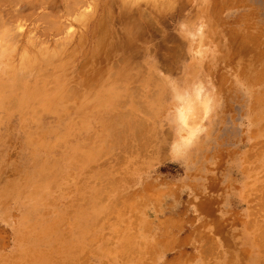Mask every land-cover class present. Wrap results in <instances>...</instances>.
Masks as SVG:
<instances>
[{"label":"rangeland","instance_id":"rangeland-1","mask_svg":"<svg viewBox=\"0 0 264 264\" xmlns=\"http://www.w3.org/2000/svg\"><path fill=\"white\" fill-rule=\"evenodd\" d=\"M79 1L0 0V264H264V0Z\"/></svg>","mask_w":264,"mask_h":264},{"label":"bare ground","instance_id":"bare-ground-1","mask_svg":"<svg viewBox=\"0 0 264 264\" xmlns=\"http://www.w3.org/2000/svg\"><path fill=\"white\" fill-rule=\"evenodd\" d=\"M7 1H8V0H7ZM18 1H19V0H18ZM77 1H79V0H77ZM14 2H15V1H14ZM82 2H83V1H82ZM82 2H81V3H82ZM124 2H125V1H124ZM126 2H127V1H126ZM134 2H135V1H134ZM83 3H84V2H83ZM79 4H80V1H79ZM172 4H173V3H172ZM10 5H11V4H10ZM125 5H126V4H125ZM128 5H129V4H128ZM145 5H146V4H145ZM135 6H136V5H135ZM85 7H86V6H85ZM1 8H3V7H1ZM13 8H14V7H13ZM66 8H67V7H66ZM69 11H70V10H69ZM91 11H92V10H91ZM141 11H142V10H141ZM12 14H13V13H12ZM90 14H91V13H90ZM18 15H19V14H18ZM28 15H29V14H28ZM34 15H35V14H34ZM72 15H73V14H72ZM74 15H75V14H74ZM91 15H92V14H91ZM144 15H145V14L143 13V14L141 15V17L144 16ZM25 16H26V15H25ZM45 16H46V15H45ZM19 17H20V16H19ZM26 17H27V16H26ZM31 17H32V16H31ZM43 17H44V16H43ZM61 17H62V16H61ZM90 17H91V16H90ZM11 18H12V17H11ZM28 18H29V17H28ZM54 18H55V17H54ZM56 18H57V17H56ZM2 19H3V18H2ZM42 20H43V19H42ZM73 21H74V20H73ZM53 24H54V23H53ZM80 24H81V23H80ZM8 25H9V24H8ZM64 25H65V23H64ZM66 26H67V25H66ZM10 27H11V26H10ZM55 28H56V27H55ZM6 29H8V28H7V25H6ZM6 29H5V30H6ZM53 29H54V28H53ZM66 29H67V28H66ZM5 32H6V31H5ZM45 33H46V32H45ZM63 33H64V32H63ZM40 34H41V33H40ZM0 35H1V34H0ZM70 36H71V35H70ZM64 39H65V38H64ZM61 40H62V39H61ZM11 42H12V41H11ZM18 42H19V41H18ZM56 43H57V42H56ZM67 43H69V42L67 41ZM16 44H17V43H16ZM30 44H31V43H30ZM63 44H64V43H63ZM103 44H104V43H103ZM67 45H68V44H67ZM16 46H17V45H16ZM35 46H36V45H35ZM59 47H60V46H59ZM7 48H8V47H7ZM58 51H59V49H58ZM55 53H56V52H55ZM63 53H64V52H63ZM55 56H56V55H55ZM55 56H54V57H55ZM56 58H57V57H56ZM56 60H57V59H56ZM120 63H121V62H120ZM30 65H31V64H30ZM114 65H115V64H114ZM44 66H45V65H44ZM57 67H58V66H57ZM116 67H117V66H116ZM20 68H21V67H20ZM26 71H27V70H26ZM22 74H23V73H22ZM5 87H6V86H5ZM39 88H40V87H39ZM69 91L71 92L72 90H69ZM72 94H73V96H74V95L76 94V92L74 91V93H73V91H72ZM76 95H77V94H76ZM77 96H78V95H77ZM71 98H72V97L69 96L68 99L70 100ZM73 98H74V97H73ZM71 100H72V99H71ZM14 107H15V106H14ZM14 107H13V108H14ZM138 107H139V104H138ZM139 108H140V107H139ZM141 109H143V108H141ZM146 115H149V113L146 114ZM123 117H124V116H123ZM186 118H187V116H186ZM187 119H188V118H187ZM115 121H117V120H115ZM113 126H115V125H113ZM142 126H143V125H142ZM144 127H146V126L144 125ZM143 129H144V128H143ZM114 130H115V129H114ZM140 132H141L140 130H139L138 133L136 132V134H137L138 137H140ZM145 132H146V130H145ZM143 133H144V132H143ZM126 134H127V132H126ZM135 136H136V135H135ZM137 136H136V137H137ZM144 137H145V136H144ZM152 137H153V136H152ZM118 138H119V137H118ZM136 139H137V138H136ZM146 139H147V137H146ZM118 140H119V139H118ZM137 140H138V139H137ZM143 140H144V139H143ZM148 140H149V137H148ZM144 142L146 143L147 141H144ZM130 144H131V143H130ZM141 144H142V143H141ZM146 144H148V143H146ZM146 144H145V146H146ZM150 144H151V142H150ZM139 147H140V146H139ZM107 148H108V147H107ZM263 149H264V148H263ZM96 152H97V151H96ZM124 158H125V157H124ZM124 158H123V159H124ZM121 160H122V159H121ZM123 162H124V163H123ZM122 163L125 164V161H122ZM126 164H127V163H126ZM119 165H120V164H119ZM119 183H120V182H119ZM109 184H110V181H109ZM109 184H108V185H109ZM116 187H117V185H116ZM113 189H115V187H113ZM263 189H264V188H263ZM256 191H257V190H256ZM262 194H263V193H262ZM99 195H103V194L100 192ZM103 196H105V199H107L106 195H103ZM260 196H261V195H260ZM103 198H104V197H103ZM98 199H99V197H98ZM105 199H103V200H105ZM260 199H261V198H260ZM103 200H102V201H103ZM258 200H259V199H258ZM261 204H263V201H262ZM255 206H256V205H255ZM261 206H262V205H261ZM111 207H112V206H111ZM261 208H262V207H261ZM262 229H263V228H262ZM260 230H261V229H260ZM261 233H262V232H261ZM261 233H260V234H261ZM260 234H259V235H260ZM261 235L264 236V232H263V234H261ZM261 237H262V236H261ZM126 248H127V247H126ZM210 249H211V248H210ZM210 251H211V250H210ZM211 253H212V252H211ZM261 262H262V261H261ZM84 263H85V262H84ZM261 264H262V263H261Z\"/></svg>","mask_w":264,"mask_h":264}]
</instances>
